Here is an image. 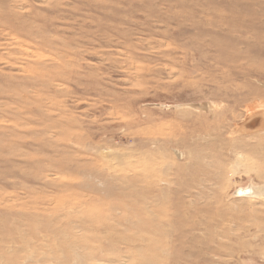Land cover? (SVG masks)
I'll return each instance as SVG.
<instances>
[{
	"label": "rangeland",
	"instance_id": "1",
	"mask_svg": "<svg viewBox=\"0 0 264 264\" xmlns=\"http://www.w3.org/2000/svg\"><path fill=\"white\" fill-rule=\"evenodd\" d=\"M0 264H264V0H0Z\"/></svg>",
	"mask_w": 264,
	"mask_h": 264
},
{
	"label": "bare ground",
	"instance_id": "2",
	"mask_svg": "<svg viewBox=\"0 0 264 264\" xmlns=\"http://www.w3.org/2000/svg\"><path fill=\"white\" fill-rule=\"evenodd\" d=\"M242 191L244 192V190H242ZM242 191H239V192L241 193ZM243 192H242V193H243Z\"/></svg>",
	"mask_w": 264,
	"mask_h": 264
}]
</instances>
